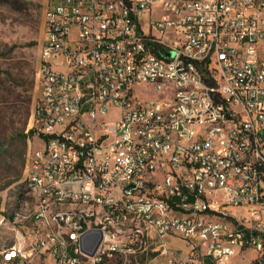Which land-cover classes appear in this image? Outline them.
Here are the masks:
<instances>
[{"label":"built area","instance_id":"obj_1","mask_svg":"<svg viewBox=\"0 0 264 264\" xmlns=\"http://www.w3.org/2000/svg\"><path fill=\"white\" fill-rule=\"evenodd\" d=\"M43 31L0 264H264V0H46Z\"/></svg>","mask_w":264,"mask_h":264},{"label":"rangeland","instance_id":"obj_2","mask_svg":"<svg viewBox=\"0 0 264 264\" xmlns=\"http://www.w3.org/2000/svg\"><path fill=\"white\" fill-rule=\"evenodd\" d=\"M45 6L46 0H0V143L4 146L0 186L6 184L0 190V216L11 214L16 199L24 193L28 139L33 142L35 136L32 114L40 95L37 72ZM9 180L13 182L7 184ZM173 245L183 247L180 241ZM251 257L248 251L246 261ZM139 262L144 264L145 259Z\"/></svg>","mask_w":264,"mask_h":264},{"label":"trees","instance_id":"obj_3","mask_svg":"<svg viewBox=\"0 0 264 264\" xmlns=\"http://www.w3.org/2000/svg\"><path fill=\"white\" fill-rule=\"evenodd\" d=\"M31 133H34V130H31ZM23 139L26 141L27 136L24 135V136H23ZM3 151H4V146L0 143V155H1V153H2ZM17 179H19L18 176H17L16 178H13L14 181H16ZM13 180H9V181L7 182V184L13 182ZM5 186H6V184H4L3 186H0V190H1L2 188H4ZM23 188H24V185H23Z\"/></svg>","mask_w":264,"mask_h":264}]
</instances>
